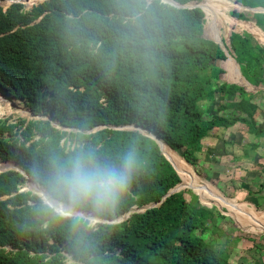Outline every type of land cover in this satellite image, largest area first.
<instances>
[{
    "label": "trees",
    "instance_id": "trees-1",
    "mask_svg": "<svg viewBox=\"0 0 264 264\" xmlns=\"http://www.w3.org/2000/svg\"><path fill=\"white\" fill-rule=\"evenodd\" d=\"M27 1L34 3L29 9L21 2L0 6V88L48 118H0V157L19 164L53 198L115 222L92 225L61 215L40 195L21 190L27 181L23 172L0 171V264H232L210 236L223 234L215 220L226 215L193 206L183 190L161 200L182 177L180 188L189 185L203 200L223 203L187 165L213 178L203 141L216 128L244 124L254 146L262 145L264 118L257 99L264 94V45L250 32L230 35L242 74L260 88L254 93L221 78L224 69L216 62L227 56L219 43L204 37V24L207 13V28L217 39L224 20L250 19L264 30V11H252L250 18L232 11L235 19L228 14L235 0H207L206 13L163 0ZM237 1L264 8V0ZM221 10L224 20L217 18ZM232 70L240 75L237 63ZM217 94L236 97V106L229 116L208 118L201 103ZM133 124L147 134L113 128ZM76 160L114 174L115 195L99 204L70 200L62 179ZM205 160L208 165L199 167ZM152 203L157 205L143 210ZM133 206L139 211L129 215ZM58 209L73 212L62 204ZM248 217L244 224L264 228Z\"/></svg>",
    "mask_w": 264,
    "mask_h": 264
},
{
    "label": "rangeland",
    "instance_id": "rangeland-1",
    "mask_svg": "<svg viewBox=\"0 0 264 264\" xmlns=\"http://www.w3.org/2000/svg\"><path fill=\"white\" fill-rule=\"evenodd\" d=\"M41 1H37L35 3ZM20 2L26 9H29L34 4L29 3L27 0H22ZM206 2L207 0H201L200 4L203 5V3ZM9 4L10 2L8 0H0V6L4 8ZM260 9L264 11V8L260 7L259 10ZM232 11L245 13L248 18H250L254 12L253 9L243 7L237 3L236 0L235 4L228 10V14L231 16H233L231 14ZM223 14L224 11L221 10L219 15H217V18H223L224 20ZM233 17L237 19V17ZM237 20L238 21L234 22L224 20V24L219 23L222 40L229 47L230 51H232L230 46V34L233 31L240 33L253 32L258 37L261 44L264 45V30L259 32L258 29L260 28L256 26L255 21L239 18ZM208 21V14L206 13L204 37L215 38L212 34V30H208L207 28ZM218 63L225 67V74L223 73L221 75L224 80L236 82L237 84L240 83L239 85L244 86L245 89L254 93L260 89L254 85L243 83V75L241 71L240 75H236L232 72V69L236 66L235 61L230 63L228 67V61L226 60H218ZM0 91L6 94V97L0 94V118H9L10 120H17L19 118H25L29 120L48 118L43 113L33 112L27 106L25 101L13 97L5 89L0 88ZM237 100L238 99L234 96L224 99L221 95L217 94L214 99L208 102L203 101L201 106L204 110L205 116L208 118L217 113L229 116L231 115V111L236 106ZM257 100L260 105V114L264 118V94L261 95ZM222 105H226V108L221 109ZM51 119L56 126H59L55 119ZM129 127L136 128L134 125H129ZM246 134L247 126L244 124H238L228 128L226 131L223 128H216L214 132H212V137H209V139H205V141H203L204 151L207 154L206 158L210 163H212L211 166L213 169L209 170V173L213 175L211 180L200 175L198 173V169L185 160L193 175L195 177L197 176V179L201 180L202 182H208L212 190L216 194L219 193L220 198L224 199L223 201L225 204L216 201V199H211L210 201L203 200L201 195L189 185H185L183 188H181V190L184 191L185 198L190 201L193 206L203 205L213 209L216 208L219 214L222 213L227 216L223 219L217 216L215 220V228H218V230L221 232L223 231V234L221 236H217L219 233L216 232L213 233V235H210L217 240L215 248L220 250L224 257H226L232 264H264V228L252 229L250 222L246 223L248 225L243 223V221L249 219L248 215H251L260 219L261 223L264 225V206L259 207L257 204H264V172H262L263 169L260 165L258 170L255 166L258 165L260 159L264 158V139L262 140V145L256 147L254 146L255 141L253 137L246 136ZM225 139L234 142L233 146L226 147ZM226 149H230L233 152H230V155H228L226 153ZM162 151L165 155H167L165 149L163 150L162 148ZM167 157L169 156L167 155ZM0 163L5 166L3 169H0V171L10 169V165L17 166L15 161L3 160L1 157ZM205 165H208L206 160L204 164L200 162L199 167H205ZM20 168L24 170L22 167ZM184 182L185 181L181 177L180 184ZM21 188L23 190H30L32 192L38 193L43 200L53 204L54 206L58 207L59 204H62L72 210L71 205H68L69 203L55 200L49 194L43 192L44 187L37 181L34 182L30 177H28L27 181L21 185ZM259 189H262L261 193H258ZM250 190L255 191L257 194L250 195L248 193ZM220 193L223 195H220ZM195 194L198 197H194ZM233 200L238 202V204H234ZM241 203L242 206L240 207ZM254 208H256L257 211H255ZM233 211L237 212L238 217L233 213ZM61 213L66 212L62 211ZM80 214L81 216H84L85 219H88L92 225H95L97 222L101 221L100 218L90 213ZM239 218L242 221L239 220Z\"/></svg>",
    "mask_w": 264,
    "mask_h": 264
},
{
    "label": "clouds",
    "instance_id": "clouds-1",
    "mask_svg": "<svg viewBox=\"0 0 264 264\" xmlns=\"http://www.w3.org/2000/svg\"><path fill=\"white\" fill-rule=\"evenodd\" d=\"M206 12V11H205ZM256 24V23H255ZM257 27H259L256 24ZM260 28V27H259ZM261 29V28H260ZM262 30V29H261ZM253 33V32H252ZM228 47V46H227ZM230 50V49H229ZM232 51H230L231 53ZM234 55V54H233ZM225 74V72H224ZM222 78V77H221ZM223 79V78H222ZM227 81V80H226ZM229 83V82H228ZM134 126L136 124H133ZM127 126L129 129H137L141 130L144 133L145 128L142 126H135L136 128H130L129 125H124ZM148 131V130H147ZM147 134V133H146ZM157 141V140H156ZM165 142V141H164ZM158 145L160 146V143L157 142ZM166 143V142H165ZM167 144V143H166ZM169 146V145H168ZM170 147V146H169ZM171 148V147H170ZM161 149V148H160ZM163 152V151H162ZM165 155V154H164ZM167 156V155H165ZM169 158V157H168ZM167 158V159H168ZM170 159V158H169ZM168 159V160H169ZM16 163V162H15ZM21 166L17 164V166H14V168L11 169H16L21 172L28 178L30 177L33 181H37L35 178L29 176L28 172L25 170H22L20 168ZM39 184H41L39 181H37ZM62 185L64 188V191L66 192L67 196L69 197L70 200H80V199H92L96 203H103L109 196H113L116 193L117 190V183L114 179V174H109V173H103L99 171H93L89 170L82 161L76 160L73 162L71 171L62 179ZM43 186V185H42ZM122 187V185H120ZM44 187V186H43ZM23 190V189H21ZM44 190L47 194V190L44 187ZM36 193V192H33ZM38 194V193H36ZM39 195V194H38ZM50 195V194H49ZM51 196V195H50ZM41 197V196H40ZM52 197V196H51ZM42 198V197H41ZM53 198V197H52ZM55 199V198H54ZM57 200V199H55ZM45 201V200H44ZM60 201V200H58ZM46 202V201H45ZM49 205H51L58 213L64 216H72L75 215L73 214L76 210L72 208L73 212L71 213H61L62 211L58 209L57 206H54L53 204H50L47 202ZM58 203V202H57ZM61 203V202H60ZM69 203V202H67ZM68 205L74 206L73 204L69 203ZM76 207V206H75ZM77 208V207H76ZM79 209V208H78ZM61 211V212H60ZM79 215L75 216H81L80 213H90L85 210L80 209L79 211H76ZM92 214V213H90ZM94 215V214H92ZM96 216V215H95ZM98 217V216H96ZM124 217V216H123ZM123 217H120L118 220H122ZM101 219V221H108V222H115L114 220H107V219H102L101 217H98ZM116 220V221H118ZM100 222V221H99ZM70 261H73L72 258L69 256Z\"/></svg>",
    "mask_w": 264,
    "mask_h": 264
},
{
    "label": "water",
    "instance_id": "water-1",
    "mask_svg": "<svg viewBox=\"0 0 264 264\" xmlns=\"http://www.w3.org/2000/svg\"><path fill=\"white\" fill-rule=\"evenodd\" d=\"M21 0H14V1H12V2H10V4L11 3H14V2H20ZM164 2H167V3H170V4H173V5H175V6H177V7H190V8H193V7H196V6H199V7H201L204 11H205V9H204V6L202 5V4H200V3H187V4H179V3H177V2H175L174 0H163ZM236 2L237 3H239L240 5H242L243 7H246V8H248V9H253L254 10V12L256 11H262L261 9L259 10V8L257 7V8H252V7H249V6H246V5H244V4H242L241 2H238L237 0H236ZM9 4V5H10ZM9 5H7V6H5V8H8L9 7ZM206 13V12H205ZM254 37H257L254 33H252V32H250ZM231 35V34H230ZM210 39H212V40H214L215 42H217V43H219L221 46H222V48L225 50V53H226V61H229L230 59H232L233 61H235L236 63H237V67L240 69V65H239V63L237 62V60H236V57H235V55H233V52H231L230 53V50H229V48L227 47V45L224 43V41L222 40V39H216V38H210ZM221 61V60H220ZM216 65H218V66H221L223 69H225V67L223 66V65H221V64H219L218 62H216ZM240 71H241V69H240ZM242 72V71H241ZM243 75V74H242ZM228 81V80H227ZM229 83H236V82H230V81H228ZM243 83H248V84H250V85H252L249 81H248V79L243 75ZM240 84V83H239ZM135 126H137V125H135ZM113 128H115V129H129L127 126H114ZM160 148H161V146H160ZM161 150H162V148H161ZM164 153V152H163ZM167 157V156H166ZM168 158V157H167ZM169 159V158H168ZM169 161L173 164V162L169 159ZM173 166H174V164H173ZM10 167L11 168H14V166H12V165H10ZM10 168V169H11ZM174 168L176 169V171L178 172V169L174 166ZM179 173V172H178ZM180 175V174H179ZM180 186V183H178L176 186H174L173 188H171L168 192H167V194L164 196V198L161 200V203L163 202V200H165L169 195H171V194H173V193H175V192H178V191H180L181 190V188L179 187ZM155 205H157L156 203H152V204H149V205H147V206H145V208L143 209V210H146L147 208H149V207H151V206H155ZM159 205H160V203H159ZM72 208L73 209H75L76 211H79L80 209H78V208H76L75 206H72ZM74 212L73 214H75V215H79L77 212ZM135 211H139V209H137V207H135V206H133L130 210H129V212H128V214L129 215H131L133 212H135Z\"/></svg>",
    "mask_w": 264,
    "mask_h": 264
},
{
    "label": "crops",
    "instance_id": "crops-1",
    "mask_svg": "<svg viewBox=\"0 0 264 264\" xmlns=\"http://www.w3.org/2000/svg\"><path fill=\"white\" fill-rule=\"evenodd\" d=\"M256 39H258V37H256ZM258 41H259V39H258ZM260 42V41H259ZM261 43V42H260ZM263 45V44H262ZM249 91V90H248ZM264 158H262V159H260V162L258 163V165H255L256 166V168H257V170L259 169L258 167H259V165L262 167V169H263V171L262 172H264ZM261 163H263V164H261ZM221 200H224V199H221ZM233 202H234V204H238V202H236L235 200H233ZM223 203H224V201H223ZM225 204V203H224ZM241 206H242V203L240 204ZM244 205V204H243ZM258 219V218H257ZM239 220H241L240 218H239ZM260 220V219H259ZM242 221V220H241ZM261 221V220H260Z\"/></svg>",
    "mask_w": 264,
    "mask_h": 264
}]
</instances>
